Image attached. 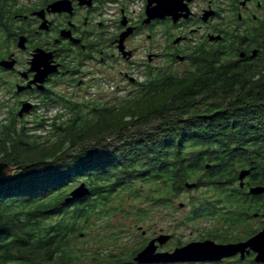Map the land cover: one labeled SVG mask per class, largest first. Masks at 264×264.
Wrapping results in <instances>:
<instances>
[{"label": "trees", "instance_id": "trees-1", "mask_svg": "<svg viewBox=\"0 0 264 264\" xmlns=\"http://www.w3.org/2000/svg\"><path fill=\"white\" fill-rule=\"evenodd\" d=\"M18 1L0 0V44ZM230 37L196 47L185 74L148 71L133 86L134 99L101 104L57 95L46 106L66 111L36 116L32 128L12 114L0 133V162L20 169L0 183V264H75L87 256L75 251L77 241L93 224L126 215L124 205L148 203L135 208L141 224L149 206L170 210L183 193L197 190L203 192L192 200L189 223L207 217L225 230L257 234L249 223L255 215L264 219V195L249 188L264 186V62L235 61ZM243 170H251L245 188ZM81 184L90 194L67 203ZM118 253L105 261L97 251L93 261L120 264L112 257Z\"/></svg>", "mask_w": 264, "mask_h": 264}, {"label": "flooded vegetation", "instance_id": "flooded-vegetation-1", "mask_svg": "<svg viewBox=\"0 0 264 264\" xmlns=\"http://www.w3.org/2000/svg\"><path fill=\"white\" fill-rule=\"evenodd\" d=\"M60 1L68 2L66 9L54 12L51 6ZM133 1L19 0L17 2L15 8L17 12L9 28L10 35H7L2 42L5 44H0V62L13 61L14 67L7 69L0 66V86L12 90L14 99L19 100L16 113H13L19 122L26 121L19 117V112L26 103L34 106L29 113L34 114L38 106H46L47 98L59 95L57 89L66 86L80 89L87 87L85 79L92 78L95 81L97 75L106 74L109 62L116 57L130 67L129 71L120 72L127 86H136L139 81L135 75L136 71L140 68H145L147 72L153 71L154 61L162 58L161 54H155L149 46L145 51V62H136L138 49L133 46V41L142 32H147L150 41H154L159 31L162 32L167 43V51L170 50V57L176 63L188 62L189 55L199 45L225 44L228 35L231 36L230 44L235 49L233 54L235 61L238 60L242 65L255 66L264 62V0H191V2L176 0L183 1L181 5L190 12L188 17H182L178 22L172 17H167L165 20L153 21L150 25H144L148 0L141 2L144 8L137 19H133V15L128 11L129 4ZM111 11L114 16L113 30L107 20ZM184 14L186 15L187 12L184 11ZM208 15L210 16L206 20ZM160 24L166 25L167 29L158 26ZM130 28L134 29V33L126 39L125 47L131 55L124 57L118 42L121 34ZM149 28L151 31L148 30ZM110 31H113V34ZM211 36H221L222 39L212 41ZM22 38L25 39V43L20 47ZM178 39L180 42L176 44L175 41ZM195 40H199L198 43H195ZM193 45L195 46L192 47ZM182 46L185 47L184 50L180 49ZM109 49L112 51L109 52ZM39 50L45 51L49 57L51 69L55 66L58 68V73L50 75L42 84L36 81L38 70H44L45 65L32 71L34 68L32 60ZM241 53L244 56H241ZM179 56L184 57L185 60L180 61ZM190 219L191 217L183 218L184 224H189ZM153 220L157 221L158 218ZM222 227L223 229L207 230L199 238L185 243L178 242L176 234L164 232L162 229L160 232L149 234V238H145L131 258L120 253L113 256V260L122 261L120 264H140L135 262V258L153 241L157 247L156 254H173L177 249L190 244L208 241L218 245L238 244L256 235L236 239V228L228 227L225 230L227 226L222 225ZM241 229L245 233L247 228L241 227ZM142 234L145 235L146 232ZM160 237H169V239L161 243L158 241ZM256 256V253L251 251L220 260L170 261L154 264H259L256 262Z\"/></svg>", "mask_w": 264, "mask_h": 264}, {"label": "rangeland", "instance_id": "rangeland-1", "mask_svg": "<svg viewBox=\"0 0 264 264\" xmlns=\"http://www.w3.org/2000/svg\"><path fill=\"white\" fill-rule=\"evenodd\" d=\"M144 0H137L136 4L141 8H134L137 12L132 14L133 19H137L138 15L141 14L144 6L142 5ZM142 2V3H141ZM108 25L114 29V19L110 18ZM164 30L167 29L166 25L160 24ZM151 31V29H148ZM113 34V31H110ZM147 32L140 33L136 38H134L133 46L138 49L137 52V63L145 62V51L148 47H152V51L155 54H161L162 58H158L154 61L153 69L154 70H168L172 71L175 74L182 75L189 72L193 69L192 63L190 61L181 63L175 62L171 59L170 50L167 51V43L165 41L162 32H158L155 36L154 41H150L147 37ZM199 40H195V43H198ZM2 45L5 43H1ZM193 45L192 47H194ZM115 47V46H113ZM180 49L184 50L185 47L182 46ZM193 49V48H192ZM112 51L109 49V52ZM115 50H113L114 52ZM117 52V51H115ZM166 54V55H163ZM142 66V65H141ZM130 67L125 65L119 57L112 59L109 62L108 72L104 75H97L96 80L92 78H87V87L85 88H71L69 86L61 87L57 89L59 96H62L67 101L72 102H83L84 100H95L101 104H116L122 100H131L135 96L131 97V94L134 93L137 89L133 86H127L126 81L120 75V72L129 71ZM136 77L142 82L146 79L147 70L145 68H140L139 71H136ZM71 86V85H70ZM121 87V88H119ZM15 93V92H14ZM18 99H14L13 91L0 86V133H2L3 127L9 125L11 114L16 113ZM66 110L63 107L55 105L51 106H38L37 111L34 114H26L23 119L27 128H32L34 125L30 122H33L36 116H42L44 118H53L54 116L64 113ZM22 122V121H20ZM41 136H47L46 132L39 131L38 133ZM112 140V139H110ZM76 186L74 190L77 188ZM203 190L192 191L190 193H183L175 202L170 210L157 209L156 206H149V213L146 221L143 223H138V217L135 216V208H141L143 206L147 207L148 203H128L124 205V211L127 214H117L102 224H93L89 229L88 237L80 239L75 244V251L87 254L86 257H83L75 264H98L93 261V256L95 252L101 251L103 257L101 259L107 260L109 253H114L118 251L123 253L131 252L139 248L140 244L149 238V234L154 232H160L164 229V232L174 233L177 235L178 242H188L193 239L199 238V236L206 232L207 230L221 228L222 224L219 223L218 219L213 218H204L199 219L195 223L184 224L183 218L191 216L193 213L192 206H195V202L192 201L195 197L201 196ZM194 202V203H192ZM150 204V203H149ZM184 204L181 208L180 205ZM174 206V207H173ZM262 214L264 215V209ZM158 218L157 221L153 220ZM264 219L253 218L250 221V226L254 230L259 232L264 228ZM146 232L145 235L142 233ZM237 237L246 236L244 230H237L235 232ZM147 235V236H146ZM117 254V253H116ZM119 254V253H118ZM106 255V256H105ZM113 257V256H112Z\"/></svg>", "mask_w": 264, "mask_h": 264}, {"label": "water", "instance_id": "water-1", "mask_svg": "<svg viewBox=\"0 0 264 264\" xmlns=\"http://www.w3.org/2000/svg\"><path fill=\"white\" fill-rule=\"evenodd\" d=\"M183 1L176 0H148V5L146 8V19L144 25H150L153 21L156 20H165L167 17H172L175 22H178L182 17H188L189 11L184 8L181 3ZM67 1H60L51 6L54 12H61L66 9ZM154 5H156L154 7ZM184 11L187 14H184ZM210 15L207 16L208 20ZM134 33V29L130 28L126 32L122 33L119 39V49L120 52L127 57L131 55L130 52L126 51L125 41ZM212 41L221 40V36H211ZM180 39L176 40L175 43H179ZM25 39H21L20 47H23ZM241 56H244L241 53ZM51 57V55H50ZM180 61H184L185 58L179 56ZM42 65H45L44 70H38ZM0 66L13 69L14 62L2 61ZM32 66L34 67L32 71L38 70L37 83H44L45 79L50 75L58 73V68L55 66L51 69L49 57H47L45 51L39 50L34 55L32 60ZM40 89H45L40 87ZM21 91V90H20ZM34 106L30 103H26L24 107L19 112V117L23 118L26 114L32 112ZM209 168V166H208ZM20 167H14L7 162H0V183L5 182L7 179L11 178ZM251 170H243L239 174L240 187L245 188L246 179L250 176ZM195 183H187L186 188L192 190L196 188ZM90 194L89 188L85 184H81L70 194V197L66 200L67 203H70L75 200H82ZM249 194L253 196L264 195V186H254L249 189ZM181 208L185 207L184 204L180 205ZM258 215H255L257 218ZM257 238H264V228L258 232L256 235L251 237L246 242H241L238 244H228V245H218L214 242L208 241L201 244H190L182 249H177L173 254H156L157 247L155 241L151 242L143 251H141L135 258V262L140 264H154L170 261H200V260H220L225 257H233L238 254L244 255L245 253H250L253 251L256 253V262L259 264H264V252L258 251L257 248L252 246V242ZM169 237H160L159 242L164 243L168 240Z\"/></svg>", "mask_w": 264, "mask_h": 264}, {"label": "built area", "instance_id": "built-area-1", "mask_svg": "<svg viewBox=\"0 0 264 264\" xmlns=\"http://www.w3.org/2000/svg\"><path fill=\"white\" fill-rule=\"evenodd\" d=\"M137 1V0H136ZM136 1L134 0L132 3L129 4V7H128V11H129V14H136V10L134 8H140L138 5L139 4H136ZM141 9V8H140ZM134 16V15H133ZM110 18H113L114 19V16H113V11L109 12V15L107 16V20L108 22H110L111 20H109Z\"/></svg>", "mask_w": 264, "mask_h": 264}, {"label": "snow or ice", "instance_id": "snow-or-ice-1", "mask_svg": "<svg viewBox=\"0 0 264 264\" xmlns=\"http://www.w3.org/2000/svg\"><path fill=\"white\" fill-rule=\"evenodd\" d=\"M191 2V0H189ZM252 246L257 248L258 251L264 252V238H257L252 242Z\"/></svg>", "mask_w": 264, "mask_h": 264}]
</instances>
